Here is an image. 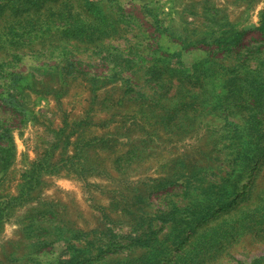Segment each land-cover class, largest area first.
Returning a JSON list of instances; mask_svg holds the SVG:
<instances>
[{
  "label": "rangeland",
  "instance_id": "obj_1",
  "mask_svg": "<svg viewBox=\"0 0 264 264\" xmlns=\"http://www.w3.org/2000/svg\"><path fill=\"white\" fill-rule=\"evenodd\" d=\"M0 264H264V0H0Z\"/></svg>",
  "mask_w": 264,
  "mask_h": 264
},
{
  "label": "trees",
  "instance_id": "obj_2",
  "mask_svg": "<svg viewBox=\"0 0 264 264\" xmlns=\"http://www.w3.org/2000/svg\"><path fill=\"white\" fill-rule=\"evenodd\" d=\"M261 29H262V27H261ZM233 42H236V39H234Z\"/></svg>",
  "mask_w": 264,
  "mask_h": 264
}]
</instances>
